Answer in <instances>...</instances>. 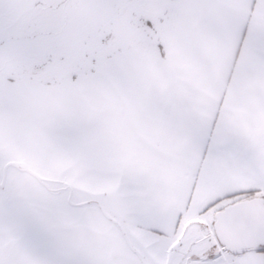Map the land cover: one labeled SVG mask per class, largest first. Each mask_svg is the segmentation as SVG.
Wrapping results in <instances>:
<instances>
[{
    "label": "snow or ice",
    "instance_id": "6c2138e0",
    "mask_svg": "<svg viewBox=\"0 0 264 264\" xmlns=\"http://www.w3.org/2000/svg\"><path fill=\"white\" fill-rule=\"evenodd\" d=\"M0 264H264V0H0Z\"/></svg>",
    "mask_w": 264,
    "mask_h": 264
}]
</instances>
